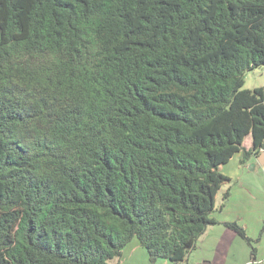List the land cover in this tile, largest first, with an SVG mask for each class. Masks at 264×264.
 I'll return each mask as SVG.
<instances>
[{"label":"trees","instance_id":"16d2710c","mask_svg":"<svg viewBox=\"0 0 264 264\" xmlns=\"http://www.w3.org/2000/svg\"><path fill=\"white\" fill-rule=\"evenodd\" d=\"M262 66L264 0H0V264L184 262L264 148Z\"/></svg>","mask_w":264,"mask_h":264},{"label":"rangeland","instance_id":"374dc122","mask_svg":"<svg viewBox=\"0 0 264 264\" xmlns=\"http://www.w3.org/2000/svg\"><path fill=\"white\" fill-rule=\"evenodd\" d=\"M264 85V66L256 67L248 70L245 77L244 88L254 89L256 87ZM252 135L249 134L244 141V144H252ZM241 157L236 155L231 158L229 162L222 164L219 170L224 174L229 175L232 179L229 182H225L216 196L217 211H221L222 204L225 209L222 216L228 217L227 208H231L230 211H234L237 207L244 210L245 216L242 215L238 222L243 225L252 238L256 240L254 245L257 248V255H264V168L259 160H254L252 164L254 171L248 172L249 180L255 186L250 188V191L243 187L238 182L237 178L244 176L245 172ZM246 174V175H248ZM234 177V178H233ZM247 178V176L245 177ZM244 178V179H245ZM230 189L231 195L224 201L223 194L226 190ZM227 210V211H226ZM234 214V213H232ZM234 253H236L238 259L243 260L246 256L249 258L251 254V247L246 240L238 237L237 242L234 245ZM233 253V254H234ZM194 249L188 254L187 259L181 264H194ZM112 264H175L166 258H157L151 260L148 251L138 242L135 238L123 249V255L120 258L113 259Z\"/></svg>","mask_w":264,"mask_h":264},{"label":"crops","instance_id":"0c3cea01","mask_svg":"<svg viewBox=\"0 0 264 264\" xmlns=\"http://www.w3.org/2000/svg\"><path fill=\"white\" fill-rule=\"evenodd\" d=\"M253 144V142H252ZM251 145L244 144L245 148L249 149ZM239 155L241 158L239 159L242 161L244 156L243 151L237 152L233 157ZM232 157V158H233ZM259 160L264 168V148L257 155H253L249 158L246 162L243 163L244 169V176L237 178L238 182H240L243 187H246L248 191L250 188L254 187L255 185L250 182L248 172L254 171L253 163L254 160ZM248 174V175H246ZM247 176V178H245ZM234 178V177H233ZM245 178V179H244ZM228 213L230 215L228 217L222 216L225 209L222 208L221 211H215L213 214L214 216L220 221L219 223L213 224L209 226L206 232L200 237L197 247L194 249V264H249L251 258H247L246 256L243 260L238 259L236 256L237 254L234 253V245L237 242L238 235L233 229L227 227L224 222L226 221H238L242 215L244 214V210L237 207L234 211H230L231 208H227ZM226 210V211H227ZM234 213V214H232ZM241 237V236H240ZM242 238V237H241ZM244 239V238H243ZM245 240V239H244ZM234 253V254H233ZM258 261L264 260V255L260 256L257 255Z\"/></svg>","mask_w":264,"mask_h":264},{"label":"water","instance_id":"95a60500","mask_svg":"<svg viewBox=\"0 0 264 264\" xmlns=\"http://www.w3.org/2000/svg\"><path fill=\"white\" fill-rule=\"evenodd\" d=\"M207 264H210V263H207Z\"/></svg>","mask_w":264,"mask_h":264}]
</instances>
